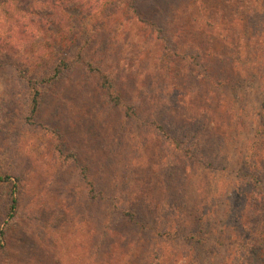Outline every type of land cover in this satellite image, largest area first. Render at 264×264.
Segmentation results:
<instances>
[{"label": "rangeland", "instance_id": "rangeland-1", "mask_svg": "<svg viewBox=\"0 0 264 264\" xmlns=\"http://www.w3.org/2000/svg\"><path fill=\"white\" fill-rule=\"evenodd\" d=\"M26 4L0 0V170L20 188L0 264H231L244 202L237 177L264 109V52L250 38L264 0H153L163 33L133 18L109 22L98 44L125 102L147 92L132 121L86 72L65 77L27 118L22 71L45 63L59 33L51 19L27 24L39 16L23 13ZM169 35L196 48L204 68L169 56L160 41Z\"/></svg>", "mask_w": 264, "mask_h": 264}, {"label": "trees", "instance_id": "trees-1", "mask_svg": "<svg viewBox=\"0 0 264 264\" xmlns=\"http://www.w3.org/2000/svg\"><path fill=\"white\" fill-rule=\"evenodd\" d=\"M25 2L27 6L22 9V12L39 16V20H34V17H30L27 24H33L34 22L40 24L42 20L50 23L52 20L58 25L57 33H59V37L51 45V54H45V56L47 55V60L40 65L39 69L31 64L27 66V69L21 70L23 73L22 77L28 84L27 118L31 120L39 113L41 98L48 91H51L54 86L62 82L65 77L71 81L74 73L77 74L78 72L89 74L101 98L111 108L121 109L125 119L132 121L137 118L142 112L139 105L143 101V95L147 94V92L144 90L145 93H141L142 98L137 97L139 100L136 98L137 102H125L122 82L111 62L108 46L104 48L99 46L98 39L99 36L105 34L106 30H108V23L112 21L117 25L119 20H121L119 19L121 16L124 19L130 20L133 18L145 23L152 27V32L156 30L163 33L161 25L153 21L151 15L156 9L153 6V0H25ZM145 4H147L148 10L144 8ZM109 7H112L111 10H109ZM101 9H105V11L102 12ZM252 13L254 14L256 11L252 10ZM96 16L99 19H96ZM248 21H250V17ZM262 21H264V17ZM258 27L260 28L259 33L255 32L250 38L255 37L258 41L254 44L255 51L261 50V52H264V40H262L264 22ZM243 28L248 29L250 26L247 23ZM160 41L163 42L164 49H167L166 53L169 56H182L193 63L195 67L202 69L203 59H201L200 53L196 48L188 46L189 50L191 49L188 51L185 46L181 47L175 38L170 35L169 38L163 36ZM41 60L42 57H40L39 61ZM29 63L32 62L29 61ZM262 65H264V60L262 64H257L259 69ZM262 71L264 75V69ZM74 82L76 83L77 80ZM148 85L150 86V83ZM263 112L264 109L259 116L261 119L255 122L256 127L252 135L253 142L244 152V158L239 170L240 175L237 177L239 188L244 193V202L240 208L239 231L236 233V240L229 254L231 264H264V230H262V227H264ZM190 119L196 121L197 116L190 117ZM210 125L209 120L202 119L204 128L210 127ZM203 145V141L196 142L193 153L201 150ZM56 150L64 160L63 162L68 161V151H65V144L60 139L56 144ZM5 171L0 170V196L4 200V207H2L4 212H0L1 248L3 246L1 244L2 237H5L8 227L16 221L20 204L18 193L20 188L14 182L12 176ZM81 176L89 187L91 198H95L97 196L95 186L88 180L86 167L81 168ZM254 206L255 209H250Z\"/></svg>", "mask_w": 264, "mask_h": 264}]
</instances>
